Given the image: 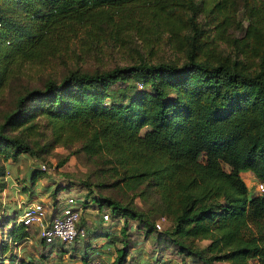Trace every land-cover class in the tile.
<instances>
[{
    "label": "trees",
    "instance_id": "16d2710c",
    "mask_svg": "<svg viewBox=\"0 0 264 264\" xmlns=\"http://www.w3.org/2000/svg\"><path fill=\"white\" fill-rule=\"evenodd\" d=\"M226 1L214 3L226 6ZM252 1L243 4L252 17L242 28L241 40L253 60L231 62L226 55L212 60L197 55V0H0V87L12 64L41 61L73 35L86 34L96 44L101 25L113 33L120 24L148 20L170 34L186 25L192 30L181 62L141 60L94 71L76 68L59 79L47 78L42 87L25 89L3 113L2 159L20 152L39 156L38 150L80 141L87 154L111 163L126 186L149 180L173 221L171 228L156 230L153 241L172 246L178 264H213V259L264 264V194L250 191L241 175L250 169L264 181V24L254 20ZM126 75L136 81L134 94L126 103H105L107 87L124 82ZM37 116L44 118L48 133L38 128ZM5 124L24 130L22 135L35 134L44 146L34 150L22 135L5 134ZM144 125L148 127L140 133ZM37 175L33 169L31 180ZM108 200L113 209L129 210ZM132 213L142 216L137 210ZM145 223L154 229V222ZM186 238L209 240L196 247ZM120 249L116 264L125 255ZM19 264L36 263L24 259Z\"/></svg>",
    "mask_w": 264,
    "mask_h": 264
},
{
    "label": "rangeland",
    "instance_id": "374dc122",
    "mask_svg": "<svg viewBox=\"0 0 264 264\" xmlns=\"http://www.w3.org/2000/svg\"><path fill=\"white\" fill-rule=\"evenodd\" d=\"M197 1L199 9L196 12V20L201 28L197 55L209 60L226 55L231 58L229 59L231 62L234 58H243L251 62L253 59L249 57L251 54L249 46L241 40L242 28L248 18L252 17L243 5L245 0H227L226 6L223 3H214L216 0ZM252 5L254 20L260 23V19L262 22L260 24H264V0H253ZM12 11L14 12L9 10V12ZM138 23L120 24L113 33L110 27L103 28L104 25H101L97 28L100 36L96 44L95 40L91 41L85 37L86 34H83L84 38L80 36L81 34L73 35L63 41L58 49L43 55L41 61L23 60L12 64L8 70L7 81L0 87V126L5 120L3 113L11 110L16 97L21 92L31 87H42L47 78L59 79L71 69L94 71L141 60L176 62L184 60L186 50L190 47L186 36L192 33L191 25H186L175 34H170L158 25L160 23L152 24L148 20H139ZM134 25L139 27L136 28ZM133 83L136 81L129 75L125 76L124 82L111 83L107 87L108 96L104 99L105 103H126L135 92L132 88ZM35 119L40 122L38 128L48 133V127L43 125L44 118L37 116ZM147 127V125L142 126L140 133H143ZM3 130L5 134L12 136L22 135L21 133L24 132L19 127H10L9 124H5ZM22 136L29 141L34 150L44 146L41 141H37V136L33 133H24ZM80 143L75 141L70 145L57 144L48 151L38 150L39 156L24 154L31 161H38L36 168L38 176L48 180L55 178L52 193L48 196L49 200H43L48 216L52 217V213L55 212L53 208L56 204L55 199L59 197L57 204L62 205L66 196L74 195L81 201L82 216L84 207H88L86 216L93 213V218L101 216L103 211L109 212L111 220L109 223L85 222L83 225L85 227L90 225L92 232L104 235L108 242H114L118 253H121L120 248L124 249L125 255L120 264L124 262L127 264H178L179 257H176V250L172 246L164 241L160 245H155L153 241L157 239L155 231L171 228L173 221L171 215H165L163 212V205L149 180H144L135 188L126 186L122 181H118L119 173L111 168V163L101 155L87 154L80 148ZM2 157L3 155L0 154V171L3 168ZM24 161L27 162L25 159ZM41 163L45 164V169L41 167ZM223 166L226 169L230 168L226 162ZM30 167H32L31 162ZM24 168L25 166L18 167L20 172H24ZM23 172L16 178L20 180L21 177H26ZM243 176L247 187L252 191L254 175L243 173ZM46 196L43 193L41 198ZM108 199L127 205L129 210L123 212L113 209ZM93 207L97 210H92ZM132 210L142 212V216L134 215ZM9 220L13 221L9 215L0 220V230L4 235L0 241V264H19L24 259H31L36 264H47L52 257L55 258L56 254L50 256L48 251L50 248L47 249L45 245L43 248L46 252H41L44 249L37 250V243L39 245L43 243L41 238H38L40 235H38L37 227L31 225L26 228L13 222L12 227V223L9 224L11 229H7L5 224L9 223ZM146 220L154 222V225L159 221L161 228H157L156 225L152 230L147 228ZM26 235L29 237H25ZM30 237H35L34 241H24ZM208 240L207 238H186V241L196 247H203ZM60 245H54L53 252H56ZM132 247H136L135 250H132ZM78 248L84 249V245L81 244ZM69 249L74 250L77 247L70 246ZM206 252L209 254L208 251ZM95 254L98 255L99 252ZM48 257L51 258L46 260ZM185 257L190 263L187 255ZM43 261L45 262L42 263ZM212 263L228 264V261L213 259Z\"/></svg>",
    "mask_w": 264,
    "mask_h": 264
},
{
    "label": "crops",
    "instance_id": "0c3cea01",
    "mask_svg": "<svg viewBox=\"0 0 264 264\" xmlns=\"http://www.w3.org/2000/svg\"><path fill=\"white\" fill-rule=\"evenodd\" d=\"M24 152H20L16 155L15 158H7L6 160L2 159L3 162V172L0 174V220L2 221L3 218L6 215L11 216L12 222L5 224V228H10L13 225V222H17L18 216L20 215L22 208L26 203L32 202V201H47L49 200L48 196L50 193H52V189L54 186L55 178L52 180H48L46 178H43L42 176L36 177L34 181L31 180V173L33 169H36L38 166V161H31L26 155H24ZM24 159L27 161L25 163ZM24 161V162H23ZM32 163V167H30V162ZM19 166H25L24 174L26 177H21V179H17V175L19 173L22 174V172L19 171ZM22 170V169H21ZM243 173L246 175L248 173H252L250 169L242 170L241 175L243 176ZM252 175H254L252 173ZM252 177V176H249ZM60 191V190H59ZM45 193L46 198H41L42 194ZM56 200V204L53 207L55 212L54 214L58 213L61 207V204H57L59 202V197ZM85 211L82 216V224L85 222H101V224L109 223L108 220L103 221L101 216H95L96 218H93V213H90L89 216H86V210L88 207H84ZM92 210H97V208L93 207ZM48 216V214H47ZM50 218V216H48ZM89 217V218H88ZM10 219V218H9ZM12 223V224H11ZM9 224H11V227H9ZM31 226V225H30ZM34 227H37L35 225H32ZM28 226H26L27 228ZM86 228V234L82 238H77L73 242L70 243H54V245L61 244L59 249L56 250V252H53L55 249H53L54 245H51L50 243H46L45 241L41 240L43 243L39 245L37 243V250H41L40 246L44 247V245L49 249V255L54 256L55 258L48 257L46 258L52 260H60L64 262H70V263H76V262H84L89 257L98 256L101 258L103 264H116L114 262L116 256H117V247L114 242H108L104 235L97 234L96 232H92L91 226H87ZM38 229V228H37ZM38 235L39 229H38ZM3 233L0 230V241L3 238ZM25 237H29L26 235ZM40 238V237H38ZM35 237H30L24 241H34ZM37 242V241H36ZM83 244L84 249L78 248L79 245ZM104 244H106V247H104ZM70 246H76L77 249L71 250L69 249ZM45 247V248H46ZM49 247V248H48ZM58 247V246H57ZM136 247H132V250H135ZM45 249L41 252H44ZM46 252V251H45ZM95 252H99V254H95ZM128 257V255H126ZM48 261V262H50ZM43 261L42 263H44ZM47 262V263H48ZM123 264H127V262H124Z\"/></svg>",
    "mask_w": 264,
    "mask_h": 264
},
{
    "label": "built area",
    "instance_id": "2783aa9c",
    "mask_svg": "<svg viewBox=\"0 0 264 264\" xmlns=\"http://www.w3.org/2000/svg\"><path fill=\"white\" fill-rule=\"evenodd\" d=\"M43 169L46 168L44 163H41ZM252 191L264 194V181L254 177ZM82 213L81 205L78 203V198L74 195H68L64 198V202L58 213L52 217H48L43 201H32L26 203L22 208L17 222L25 226L35 225L39 229L40 236L46 243L64 242L70 243L77 238H82L86 234V228L79 223ZM102 220H110L109 212L102 213ZM157 228H161V223H155ZM47 264H103L98 256L89 257L84 262H64L60 260H52Z\"/></svg>",
    "mask_w": 264,
    "mask_h": 264
},
{
    "label": "clouds",
    "instance_id": "9594fccd",
    "mask_svg": "<svg viewBox=\"0 0 264 264\" xmlns=\"http://www.w3.org/2000/svg\"><path fill=\"white\" fill-rule=\"evenodd\" d=\"M255 177V176H254Z\"/></svg>",
    "mask_w": 264,
    "mask_h": 264
}]
</instances>
